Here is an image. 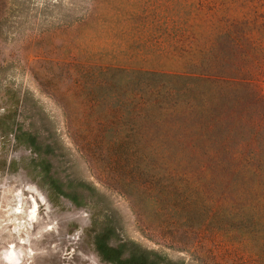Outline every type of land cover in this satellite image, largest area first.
<instances>
[{
  "label": "rangeland",
  "instance_id": "rangeland-1",
  "mask_svg": "<svg viewBox=\"0 0 264 264\" xmlns=\"http://www.w3.org/2000/svg\"><path fill=\"white\" fill-rule=\"evenodd\" d=\"M199 62L244 69L233 74L253 78L264 102V0H0V264H107L85 234L102 207L121 237L176 264H264L263 225L203 223L159 197L171 168L189 172V185H215L200 161L159 160L145 145L146 174L129 177L125 150L110 142L134 151L138 128H97L91 117L100 69L182 73ZM19 127L54 143L59 175L94 184L98 198L52 200Z\"/></svg>",
  "mask_w": 264,
  "mask_h": 264
},
{
  "label": "trees",
  "instance_id": "trees-1",
  "mask_svg": "<svg viewBox=\"0 0 264 264\" xmlns=\"http://www.w3.org/2000/svg\"><path fill=\"white\" fill-rule=\"evenodd\" d=\"M221 71L203 62L182 73L100 69L104 82L92 86L91 117L97 128H138L139 145L134 151L116 137L110 142L113 148L125 150L129 177L146 174L147 156L142 152L146 145L159 160L200 161L198 171L216 180L215 185L204 183L203 188L189 185V172L180 174L171 168V181L158 191L162 200L176 208L200 211L203 223L221 220L225 226H264V102L253 78L233 74L244 69ZM221 128L227 129L221 132ZM18 131L16 138L35 154L36 183L52 200L65 197L75 206H86L98 198L94 184L59 175L52 160L54 143L41 141L20 127ZM152 182L145 181L140 188L147 190ZM123 193L130 197L126 190ZM99 214L91 215L85 234L101 261L176 264L154 249L121 237L119 219L111 208L102 207Z\"/></svg>",
  "mask_w": 264,
  "mask_h": 264
},
{
  "label": "bare ground",
  "instance_id": "bare-ground-1",
  "mask_svg": "<svg viewBox=\"0 0 264 264\" xmlns=\"http://www.w3.org/2000/svg\"><path fill=\"white\" fill-rule=\"evenodd\" d=\"M34 212V211H33Z\"/></svg>",
  "mask_w": 264,
  "mask_h": 264
}]
</instances>
